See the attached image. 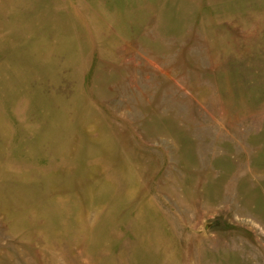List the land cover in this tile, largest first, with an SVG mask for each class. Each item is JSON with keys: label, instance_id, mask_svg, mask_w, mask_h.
Returning <instances> with one entry per match:
<instances>
[{"label": "rangeland", "instance_id": "374dc122", "mask_svg": "<svg viewBox=\"0 0 264 264\" xmlns=\"http://www.w3.org/2000/svg\"><path fill=\"white\" fill-rule=\"evenodd\" d=\"M0 264H264V0H0Z\"/></svg>", "mask_w": 264, "mask_h": 264}]
</instances>
